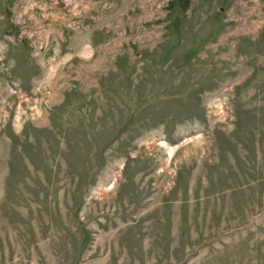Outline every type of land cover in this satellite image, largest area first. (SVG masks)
I'll return each instance as SVG.
<instances>
[{
  "label": "rangeland",
  "instance_id": "rangeland-1",
  "mask_svg": "<svg viewBox=\"0 0 264 264\" xmlns=\"http://www.w3.org/2000/svg\"><path fill=\"white\" fill-rule=\"evenodd\" d=\"M0 264H264V0H0Z\"/></svg>",
  "mask_w": 264,
  "mask_h": 264
}]
</instances>
